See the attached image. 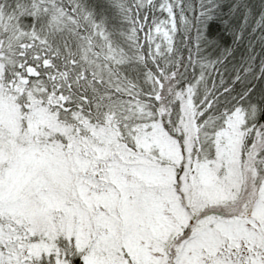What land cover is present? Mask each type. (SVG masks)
<instances>
[{"label":"snow or ice","instance_id":"6c2138e0","mask_svg":"<svg viewBox=\"0 0 264 264\" xmlns=\"http://www.w3.org/2000/svg\"><path fill=\"white\" fill-rule=\"evenodd\" d=\"M110 2L0 0V264H264V99L181 76L173 0Z\"/></svg>","mask_w":264,"mask_h":264},{"label":"trees","instance_id":"16d2710c","mask_svg":"<svg viewBox=\"0 0 264 264\" xmlns=\"http://www.w3.org/2000/svg\"><path fill=\"white\" fill-rule=\"evenodd\" d=\"M173 2L179 34L171 62L178 68L183 63L181 76H194L206 63L205 94L223 88L233 96L241 92L251 93L257 101L264 99V0ZM83 3L110 29L125 23L110 0Z\"/></svg>","mask_w":264,"mask_h":264},{"label":"rangeland","instance_id":"374dc122","mask_svg":"<svg viewBox=\"0 0 264 264\" xmlns=\"http://www.w3.org/2000/svg\"><path fill=\"white\" fill-rule=\"evenodd\" d=\"M206 71H205V69ZM209 71V66L206 64V63H203V69H200L199 71L196 72V74L194 76H197V77H203V80L200 82V87H201V90L204 92L205 91V88L208 87L206 86L205 84V80H206V74L207 72ZM204 88V90H203ZM253 91V90H252ZM256 99V98H255Z\"/></svg>","mask_w":264,"mask_h":264}]
</instances>
